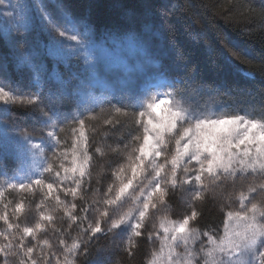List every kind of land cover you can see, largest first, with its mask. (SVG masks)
<instances>
[{
  "label": "snow or ice",
  "instance_id": "6c2138e0",
  "mask_svg": "<svg viewBox=\"0 0 264 264\" xmlns=\"http://www.w3.org/2000/svg\"><path fill=\"white\" fill-rule=\"evenodd\" d=\"M0 7L3 38L29 73L21 88L0 70V264H106L97 245L109 239L129 258L150 243L143 264H264V96L259 115L194 106L185 93L216 89L165 70L144 35L99 34L59 2ZM37 30L43 39L30 42ZM239 54L221 46L226 63ZM72 59L88 76L69 91L58 68ZM101 82L108 95L95 98ZM85 89L95 107L81 106ZM14 108L27 109L23 118ZM105 112L102 135L116 159L101 188L94 165L105 152L90 144L87 122ZM185 193L188 210L168 215ZM37 197L35 222L22 223ZM205 207L220 219L201 227Z\"/></svg>",
  "mask_w": 264,
  "mask_h": 264
},
{
  "label": "trees",
  "instance_id": "16d2710c",
  "mask_svg": "<svg viewBox=\"0 0 264 264\" xmlns=\"http://www.w3.org/2000/svg\"><path fill=\"white\" fill-rule=\"evenodd\" d=\"M22 0H11L16 4ZM47 3L59 2L72 13L85 17L99 34L106 32L122 33L131 30L148 38L152 53L159 58L165 70L178 75H193L207 86L216 89L209 92L208 87L202 90L185 93L187 103L198 107L226 106L229 110L251 111L259 115V109L264 96V0H46ZM0 13L7 17L4 8ZM3 17H0L2 19ZM4 24L0 23V70L21 88L29 87V73L23 68H17V52L10 39L3 38ZM15 35V34H14ZM43 39L37 32L29 37L30 42ZM221 46L229 50L235 49L240 54L226 63L220 55ZM23 51V48L21 49ZM177 51L181 57L177 56ZM49 72L53 69L51 60H47ZM59 74L67 82L66 87L71 91L81 79L88 76V71L79 59H72L67 66L59 65ZM246 73H253L254 79L246 78ZM51 86V85H50ZM105 82L97 84L92 91L95 98L108 95ZM84 90L81 95L82 107H95L93 97ZM47 91V88L45 89ZM112 101L111 96L105 101V107ZM72 103L71 99L64 101L65 108ZM13 111L23 118L27 109L14 108ZM99 112V109H96ZM87 122L95 133H89L90 144L101 147L105 155L96 159L94 165L95 184L96 173H99L101 188L109 176L107 161L116 159L115 154L108 151L102 135L105 126L103 118ZM30 124V120H21ZM111 143V139L108 140ZM11 171L12 161H6ZM180 195L170 200L171 209L168 215L173 218L186 212V201L190 197L185 193L184 203ZM91 199V197H88ZM37 198H29L31 210L21 216L22 223H34L36 217L35 204ZM217 201L223 203L221 193L217 192ZM79 203V201H77ZM198 203V202H197ZM232 203H235L233 200ZM199 221L201 227L205 224L218 222L220 215L215 208L208 211ZM57 216L62 213L57 212ZM43 235V234H41ZM97 247L104 250L106 264H143L146 253L152 245L139 241L134 258H129L122 250L112 244L111 239L100 241Z\"/></svg>",
  "mask_w": 264,
  "mask_h": 264
},
{
  "label": "rangeland",
  "instance_id": "374dc122",
  "mask_svg": "<svg viewBox=\"0 0 264 264\" xmlns=\"http://www.w3.org/2000/svg\"><path fill=\"white\" fill-rule=\"evenodd\" d=\"M164 89H161V91H163Z\"/></svg>",
  "mask_w": 264,
  "mask_h": 264
}]
</instances>
